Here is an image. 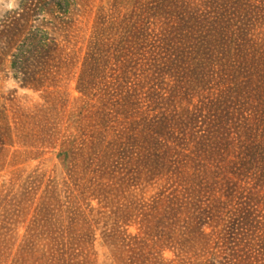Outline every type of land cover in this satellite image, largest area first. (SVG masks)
Listing matches in <instances>:
<instances>
[{"label":"trees","instance_id":"1","mask_svg":"<svg viewBox=\"0 0 264 264\" xmlns=\"http://www.w3.org/2000/svg\"><path fill=\"white\" fill-rule=\"evenodd\" d=\"M54 9L72 16L63 30L76 19L79 64L62 181L17 169L56 147L43 106L16 104L18 88L49 101L70 67L32 24ZM72 187L76 239L37 238L64 224L49 215ZM98 228L111 264H264V0H20L2 15L0 264H73L75 244L94 264Z\"/></svg>","mask_w":264,"mask_h":264},{"label":"rangeland","instance_id":"2","mask_svg":"<svg viewBox=\"0 0 264 264\" xmlns=\"http://www.w3.org/2000/svg\"><path fill=\"white\" fill-rule=\"evenodd\" d=\"M20 0H0V18L7 11L17 7ZM71 15H65L56 9L48 12L38 14L33 20L32 24L43 29L48 30L54 39L60 44L58 51L55 53V62L59 65H63V62L67 61L70 67H61L58 74L57 85L54 87V94L50 100L45 102L43 98L40 97L39 93L32 90L18 88L16 93V104L24 107H32L34 105L43 106L45 114L47 115V123H49L48 137L50 135L54 136V141H56V147L51 148L50 143L45 144L40 150L45 151L42 158L36 160H29L17 165V169L22 171V176H26L31 170L38 168L39 172H46L49 176H56L57 180L62 181L64 174L61 175L62 167L58 163V154L60 149H68L73 156L76 157V107H73L72 100L78 93L76 92V79L79 72V64L76 63V19L75 26L69 31L61 29L60 25L64 21H69ZM76 18V17H75ZM71 40V41H69ZM8 76L3 77L1 80L2 92H7L8 90L18 87L16 82L12 78V73H7ZM69 99V103L67 102ZM67 103V104H66ZM22 142V141H20ZM40 142V141H39ZM25 150L21 144L9 148L10 155L15 150ZM55 154V155H54ZM25 156V154H24ZM52 159V161H51ZM12 168L6 170V173H2V179H9V171ZM70 192L62 191L60 195L61 206L54 213L49 215L50 220H56L62 215V219L65 218V222L62 226H47L40 227L35 236L39 239L46 240L53 236L57 237H67L76 239V221L71 224V221L67 219L68 211H72V215L76 216V208L73 205L71 197L76 196V187H72ZM43 190H40L36 196V202L42 195ZM95 200L92 204H96ZM35 206V204H34ZM33 206V207H34ZM33 217V208L31 209V214L28 216L27 222L21 224L17 233L22 236L25 233L26 225ZM67 219V220H66ZM72 227V229H71ZM56 229V233H52L50 230ZM130 231L134 232L135 228L131 227ZM95 237L93 244L90 245V251L92 252V260L94 264H111V258L109 257V250L102 245V229L98 228L95 231ZM62 247V245H60ZM66 249V247H64ZM72 252V263L76 264V244L71 249ZM166 256H171L172 253L167 251Z\"/></svg>","mask_w":264,"mask_h":264}]
</instances>
